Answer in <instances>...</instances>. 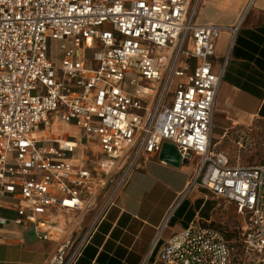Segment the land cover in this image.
<instances>
[{"label":"built area","instance_id":"1","mask_svg":"<svg viewBox=\"0 0 264 264\" xmlns=\"http://www.w3.org/2000/svg\"><path fill=\"white\" fill-rule=\"evenodd\" d=\"M202 1L0 0V210L54 245L44 264H77L128 174L164 144L199 158L193 184L235 206L245 226L243 256L221 230L193 222L159 260L264 264V164H233L212 138L224 75L213 70L215 42L237 30L199 24ZM55 113L87 137L83 163L73 162L75 139L53 137Z\"/></svg>","mask_w":264,"mask_h":264},{"label":"crops","instance_id":"2","mask_svg":"<svg viewBox=\"0 0 264 264\" xmlns=\"http://www.w3.org/2000/svg\"><path fill=\"white\" fill-rule=\"evenodd\" d=\"M197 22L237 30L235 35L223 32L215 42L213 70H224V75L212 138L222 140L233 131L240 137L250 126L264 125V0H203ZM159 155L128 174L77 264H165L159 252L171 237L193 222L217 223L214 213L224 202L193 184L199 158L175 166ZM88 203L84 228L97 216L102 198ZM17 217L0 210L5 220L0 224V264H44L54 245L40 241L30 226L17 224Z\"/></svg>","mask_w":264,"mask_h":264},{"label":"rangeland","instance_id":"3","mask_svg":"<svg viewBox=\"0 0 264 264\" xmlns=\"http://www.w3.org/2000/svg\"><path fill=\"white\" fill-rule=\"evenodd\" d=\"M96 49V47H95ZM60 54L59 44H53V54ZM223 62V61H222ZM49 121L52 124V135L54 138L63 135L75 139L78 143V149L74 153L75 160L83 163L87 157V137L82 129L75 125L68 127L60 121L59 113L51 114ZM239 137L233 131L224 139L213 136L216 151L225 153L233 164L250 166L264 164V125L259 124L258 128L249 127L245 131L242 145L238 144ZM214 217L218 219L212 227L221 230L232 243L236 245L239 254L243 256L240 239L242 237L245 220L242 215L237 214L235 206L222 203L215 210Z\"/></svg>","mask_w":264,"mask_h":264},{"label":"water","instance_id":"4","mask_svg":"<svg viewBox=\"0 0 264 264\" xmlns=\"http://www.w3.org/2000/svg\"><path fill=\"white\" fill-rule=\"evenodd\" d=\"M89 150L92 151V147H89ZM159 157L160 160H163L175 166L180 165L182 160L178 150L174 146L169 144L163 145ZM185 162H187V160H185Z\"/></svg>","mask_w":264,"mask_h":264},{"label":"trees","instance_id":"5","mask_svg":"<svg viewBox=\"0 0 264 264\" xmlns=\"http://www.w3.org/2000/svg\"><path fill=\"white\" fill-rule=\"evenodd\" d=\"M211 227H212V225H211ZM227 238V237H226ZM228 239V238H227Z\"/></svg>","mask_w":264,"mask_h":264}]
</instances>
